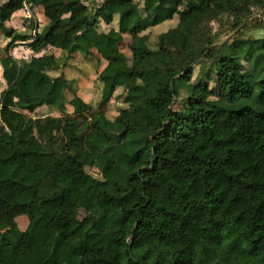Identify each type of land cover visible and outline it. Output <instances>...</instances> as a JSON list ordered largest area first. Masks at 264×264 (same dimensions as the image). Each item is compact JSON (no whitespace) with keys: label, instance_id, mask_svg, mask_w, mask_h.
Masks as SVG:
<instances>
[{"label":"trees","instance_id":"trees-1","mask_svg":"<svg viewBox=\"0 0 264 264\" xmlns=\"http://www.w3.org/2000/svg\"><path fill=\"white\" fill-rule=\"evenodd\" d=\"M140 1L0 0L9 40L0 65L15 71L0 83V264H65L63 257L71 264H264V38H242L241 29L204 55L212 59L210 87L211 69L196 80L190 68L176 73L178 60L162 45L151 48L146 35L174 26L173 44L193 49L203 21L227 14L233 31L246 28L252 7L264 18V0H185L183 8ZM111 3L131 9L106 27L100 14ZM25 7H42V30L32 21L19 32L6 26ZM90 29L95 35L81 42ZM200 34L198 57L216 36ZM125 37L130 55L121 49ZM29 40L27 59L9 53ZM104 44L115 50L88 87L100 97L99 113L83 133L76 116L91 105L64 70L80 71L70 63L78 53L98 63ZM51 47L65 53L62 60ZM40 109L64 116L43 117L49 143L63 132L60 150L35 149L24 130V114ZM94 166L100 176L89 171ZM91 203L97 213L78 217ZM19 216L28 220L24 230ZM49 234L50 248L37 243Z\"/></svg>","mask_w":264,"mask_h":264},{"label":"rangeland","instance_id":"rangeland-1","mask_svg":"<svg viewBox=\"0 0 264 264\" xmlns=\"http://www.w3.org/2000/svg\"><path fill=\"white\" fill-rule=\"evenodd\" d=\"M84 3L88 4L89 0H83ZM157 0H148V2L143 3V4H147L149 5V7L151 5H153V3H155ZM95 2L97 4H102L103 2H105V0H95ZM138 4H140L139 7L142 6V1L138 0ZM173 6L178 7V8H183L185 5V0H175L174 2L171 3ZM120 9H131V5H118V4H108L107 8L101 12L100 17L101 20L104 23H106L109 27L111 24V19L112 16L119 11ZM253 13L248 16V18L245 20L244 22V26L246 25V28H243V25H241L240 29H243V33L241 35L242 38H264V26L263 27H259L257 24H255V20H251L253 17H259L258 15L255 14V12H261L260 9H258L257 7H252ZM20 13H25L22 15H19V17H15L14 19L16 20V22H14V27L13 28L15 31L19 32V31H24L26 29V27L28 26V23L30 21L33 22L34 27L36 28V31H40L42 30V28L46 25H44L42 27L43 21L42 19H45V16L43 15V11H42V7H35V9L30 10L27 7L24 8V12H20ZM26 15V17H25ZM262 15V13H261ZM260 18V17H259ZM175 19L177 21V17L175 15ZM222 22L224 23V25L222 24ZM12 23V22H11ZM48 23V21H47ZM104 24V25H106ZM255 25V26H254ZM107 26V27H108ZM160 31L159 32H153L150 31L147 35V38L149 39V45L151 48H156L160 45L166 47L169 49V51L171 52V55L173 56V58H176L178 60V66H176L175 68V72L176 73H183L185 71V69L190 68L193 71V76L192 78L194 80H196L198 77L200 76H204L205 73H207V71H209L210 69L212 70V74H211V80L212 82L210 83V87H213V80H214V70H213V66L211 65V61L212 59H204L205 56H196L195 54V48H197L198 46H200L204 40V36L202 37L200 33H204L207 31V33H211V35H216L215 38H213V45L220 46L225 42H230L232 41L234 35L239 31V30H232L231 29V18H229V16H227V14H223L221 17H218L216 19L213 20H205L201 23V25L199 26V30L197 32H195L193 38L191 39L192 44L195 46V48H191L188 50H180L176 45L173 44L172 40H170V36L175 40L178 39V35L176 33V31L174 30V26L173 27H169V26H164L163 24L160 25ZM160 34L161 37L158 38V35ZM93 35H95V30L94 29H90L89 32L81 37V42H85L88 39H90ZM225 39H227L226 41H224ZM9 40L6 39L5 35L3 32H1L0 30V57L1 54L4 53V48L7 44ZM30 40L28 41V43L24 42L22 43H17L15 44V47H11L9 49V53H11L13 55V57H15V59L18 60H22V59H27L32 53H33V49L30 46ZM158 43V45H157ZM102 52L99 53V61L97 63L96 59H93L91 56L88 60V64H89V70L86 69V71H78L76 72L79 75L78 80L82 81L85 80V82L87 84H89L90 86H92L91 80L96 77V75L103 70L106 67V61L104 58V55L107 54H112L114 53L115 48L113 47H109L108 45H102L101 47ZM121 49L123 50V52L127 55L131 54L130 51V38L129 37H125L123 42L121 43ZM49 51L51 52V54L56 55V57L60 60H62V56L65 55V53L63 51H61L59 48L57 47H51L49 49ZM96 54V53H94ZM97 55V54H96ZM100 59H102V62H100ZM81 62L85 61L83 60L82 54L78 53L75 57V59H71V63L75 65V67H78L80 65ZM244 64L246 65V63L244 62ZM211 65V66H210ZM1 66V65H0ZM81 69V68H80ZM209 69V70H208ZM76 70V69H75ZM109 73H111V70L106 69ZM73 72V70H72ZM15 71L13 70H9L6 72H3V70H0V80L1 82V87L6 85V82L8 80H11V78L13 77ZM51 74H53L54 76H57L58 73L57 72H50ZM193 82V81H192ZM56 85L58 88L62 89L63 88V84L61 82L60 79L56 80ZM71 86L72 83H70ZM187 90V88L185 89H181V93L182 95L180 97H178L175 101L178 102V104L182 103L184 101L185 98V91ZM135 91V90H134ZM94 95H92L90 98H88L89 104L91 105V108L83 113L82 115H77L76 118L78 119L79 123H80V130L83 133H86L90 127L91 122L95 121L98 118V113H99V108L98 105L100 103V97L98 95V93L96 94V89L93 90ZM66 96L67 98H65V102H66V111L65 114L66 115H73V108L67 103L68 99L71 97V94L69 91L66 92ZM134 94L132 93L131 97L133 100L134 99ZM122 102V101H120ZM122 106H127V104L123 103ZM121 107L120 105H116L115 106V110ZM25 115V124H24V130H28L30 135L33 137V143H34V148L37 150H47L49 148L53 149V150H60L64 144V136H63V132L60 130L57 132L55 138L53 140L50 141V143L48 142L47 138L44 137L43 132L45 131V124H44V119L43 117H45L46 115H50V116H62L64 117L61 113H48L47 110H45L43 113H41L40 115H32V114H24ZM48 144H50L48 146ZM93 175L95 176H100V171L98 170V168L96 166L90 168L89 170ZM97 213V207L95 204L91 203L89 204L86 208H79L78 209V217H84L86 215H94ZM20 227L23 229L24 228V222L20 221L19 222ZM53 239H54V234H49L47 237L43 238V237H36V241L37 243H39L41 246L45 247V248H50L52 243H53ZM62 261L65 264H71V260L69 257H63Z\"/></svg>","mask_w":264,"mask_h":264},{"label":"crops","instance_id":"crops-1","mask_svg":"<svg viewBox=\"0 0 264 264\" xmlns=\"http://www.w3.org/2000/svg\"><path fill=\"white\" fill-rule=\"evenodd\" d=\"M20 12H24V9H21V10L15 12V13L12 15L11 19L9 20V22L6 23V26H7V27H13V28L16 29V27H14V24H13L14 22H16V20H15L14 18H15V17L18 18L19 15L25 14V13H20ZM22 16H24V15H22ZM25 17H26V15H25ZM42 21H43V24H42V27H43L45 24H47V21H48V20L45 18V19H42ZM11 22H12V23H11ZM104 24H106V23H104ZM105 26L107 27L108 25L106 24ZM38 31H39V30H38ZM22 43H23V42H22ZM25 43H26V42H25ZM25 43H24V44H25ZM84 61H85V63H84V62H81V63H80V65H81V69H78V70H82V72H83V71H86V69L89 68V64H88V61H89V60H84ZM100 62H102V59H100ZM70 63H71V62H70ZM0 70L2 71L1 66H0ZM87 70H89V69H87ZM64 73H65L66 77H67L69 80H75V83L72 82V85L77 86L80 90H86V91H85V97H86V99H87V101H88V103H89L90 100H89L88 98H90L92 95H94L93 90H90V89L88 88L90 85L87 84V83L85 82V80L79 81V80H78L79 75H78L77 73H75V71L72 72V69H71L70 66L65 68ZM94 78H95V77H94ZM1 82H2V81L0 80V83H1ZM2 87H3V86H2ZM90 91H91V92H90ZM91 94H92V95H91ZM96 94H97V91H96ZM40 110H41V109H40ZM40 112L43 113L44 110H41ZM20 221L24 222V228H23V229L20 227V224H19ZM27 222H28V220H27V218H26L25 216H19V217H17V223H18V226H19V228H20L21 230H24V229H25V227H26V225H27Z\"/></svg>","mask_w":264,"mask_h":264},{"label":"water","instance_id":"water-1","mask_svg":"<svg viewBox=\"0 0 264 264\" xmlns=\"http://www.w3.org/2000/svg\"><path fill=\"white\" fill-rule=\"evenodd\" d=\"M255 14L258 15L260 17L261 21L264 22V18L262 17L260 12H255ZM239 29H240V27L237 30H239ZM226 40L227 39H225L224 41H226ZM215 47H216V45L209 46L208 49H206V51L203 53L202 56L206 55L210 50L214 49ZM130 257H131V259H133L132 256H130Z\"/></svg>","mask_w":264,"mask_h":264}]
</instances>
